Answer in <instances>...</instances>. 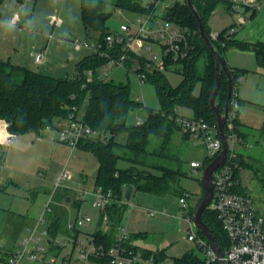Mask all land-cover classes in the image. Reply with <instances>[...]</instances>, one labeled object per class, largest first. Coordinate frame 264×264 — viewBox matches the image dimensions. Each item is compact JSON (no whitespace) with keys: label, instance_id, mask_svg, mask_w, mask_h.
<instances>
[{"label":"trees","instance_id":"16d2710c","mask_svg":"<svg viewBox=\"0 0 264 264\" xmlns=\"http://www.w3.org/2000/svg\"><path fill=\"white\" fill-rule=\"evenodd\" d=\"M192 1L202 17L209 36L212 31L209 19L214 11L220 7L232 10L229 0ZM107 5L106 0H80L81 19L87 39L103 40L105 35L111 32L107 25L111 12L107 10ZM114 5L116 8L137 13L151 11V8L140 0H116ZM167 17L191 32L190 40L194 48L184 59L173 61L169 56L164 58L166 66L178 64L182 67L184 77L177 87L170 84L164 73L158 70L153 73L146 70V62L140 59L141 65L147 73L146 79L151 80L159 95V108L147 107L143 102L135 99L132 96L130 83L116 82L102 76L100 68L107 62V59L93 53L77 62V75L73 78L56 77L0 58V119L6 121L9 132L19 135L38 132L47 126L55 127L57 126L54 124L55 118H58V121L67 120L72 113L92 128V133L81 137L76 148L96 157L99 165L94 185L107 191L111 190L113 194L111 203L101 211L96 230L92 234L95 241L98 244H103L106 250L117 241L123 216L122 211L125 206L123 201L125 184H132L134 190L155 195H165L172 190L178 192L179 196L188 192L179 188V180L186 174L180 168L171 167L164 162L172 158V155L167 152V148L177 130L182 131L185 138L191 137V133L184 130L176 120L179 115L177 108L179 106L189 107L193 110V117L203 118L211 127L215 128L216 134L219 133L217 115L209 104L215 86L216 61L214 53L201 39L198 20L185 0H175L167 11ZM232 27L234 25L222 29L218 39L212 40L216 49L224 58L227 50L232 47L240 50H252L258 64L264 68V42L239 40L235 37L236 32L231 33ZM115 54L117 55L116 52ZM201 56L205 58L202 74L198 72V61ZM126 64L131 66V62L128 60ZM227 69L232 78L231 99L236 98L240 105L241 100L237 92L240 84L239 79L247 74L249 69H237L228 64ZM89 70H92L91 80L88 79L87 72ZM198 82L201 83V92L199 95H195L193 90ZM227 94V76L223 73L218 94V104L222 110H224ZM141 107L146 108V118L141 123H129L130 113ZM83 109L84 111H82ZM225 129L227 135L234 132L243 140L246 138L244 124L239 120L238 112L232 121H227ZM262 129L264 130V125ZM120 134L126 135L125 141L118 140ZM214 158L205 157L204 167ZM120 160L127 161L128 166H119ZM236 162L237 168H240L245 163L244 156L238 154ZM234 177L238 182L235 191L249 195L247 190L241 186L237 169L234 170ZM202 198L203 196L198 204ZM81 203V199H76V206L79 207ZM58 211L55 204L51 205V210L48 212V231L52 239L51 242L60 234V225L64 218ZM105 216H107L111 231L103 230ZM18 217L22 221L17 223L13 232L16 237L25 224V215L18 214ZM203 218L222 251H225L229 247L230 241L217 218L216 211L208 207L203 213ZM198 232L203 238H206L200 230ZM79 233L78 229L74 232L75 236ZM145 235L144 233L129 235L126 245L134 250H141L145 257H151L153 264L166 261V248L153 250L133 243L134 239ZM16 237H14L15 241ZM5 247L6 251L0 252V264L5 262L7 256L15 250L9 245ZM54 248L57 249L55 254L58 255L61 247L51 245L49 250L52 251ZM105 260L107 257L102 258V261ZM172 261L173 264H219L218 261L208 263L197 250H190L180 257L173 258Z\"/></svg>","mask_w":264,"mask_h":264},{"label":"rangeland","instance_id":"374dc122","mask_svg":"<svg viewBox=\"0 0 264 264\" xmlns=\"http://www.w3.org/2000/svg\"><path fill=\"white\" fill-rule=\"evenodd\" d=\"M106 1L108 2L107 10L111 12L107 21L111 32H121L122 24L133 25L138 14H141L116 8L114 5L116 0ZM140 1L147 4L152 0ZM164 2L174 4L171 0H164ZM7 3L10 4L9 10L6 13L3 11L0 16V58L37 71L52 73L51 75L56 77H75L77 62L91 53L86 48L76 52L73 46V41H86L87 39L81 19L80 0H27L22 8L15 6L14 0H7ZM245 9L248 8H242L239 11ZM14 10L19 12L22 21L13 22ZM52 17L55 19L62 17V21L66 18V21L62 27L60 25L53 27L49 24ZM227 21L220 13H217L210 17L209 25L212 31H221L219 29H222ZM46 46L48 47L47 63H36L33 52ZM133 54L143 62L152 64L149 72L153 73L158 70L164 73L173 87H177L183 80L181 65L166 66L164 64L161 41L138 40L134 43ZM73 55L75 58H72ZM257 65L258 70H251V75H264V68L256 61L253 66ZM204 66L205 58L201 56L198 61L200 74L203 73ZM127 69L126 66L109 65L106 70L107 79L130 83L132 96L135 99L140 100L147 107L159 108V95L151 80L146 79L144 83H140L137 74ZM261 79L260 92L253 97L261 103L241 102L239 105V120L246 124L244 125L246 138L244 142L238 143L235 149L245 159V163L240 168H236L241 186L252 196L257 210L264 213V130L262 129L264 125V77ZM239 81L243 83L242 78ZM245 85L247 87L245 90H239L241 99L249 96L248 94L255 89L253 84ZM200 92L201 83L198 82L193 93L199 95ZM177 112L185 117L194 116L193 110L189 107L179 106ZM145 118L146 108L141 107L130 113L128 122L135 124L138 120L143 121ZM60 121L63 125L67 122L64 119ZM56 122L58 118L54 119V124ZM50 133L47 129L42 131L41 134L45 138L44 143L35 141L34 132L16 135L17 141L24 139V143L28 142L29 145H23L21 142V145L11 151L9 147H4L5 154L0 163V241L4 245L7 239L15 240L16 236L13 232L17 223L22 221L18 214L25 215V224L16 237V241L21 243L28 233V226L41 216L51 198V205L56 204V194L52 195L51 192L57 178L62 173L71 174V178L63 179V184L66 186L71 184L76 189L75 193L81 190L91 191L94 187L95 174L99 165L96 157L78 148L72 150L68 143L57 138L58 132L56 133V148L53 147L54 142L48 145L47 140L53 141ZM118 140L125 141L126 135L120 134ZM167 152L172 155V158L164 162L171 167L180 168L186 174L180 178L179 188L190 193L189 202L192 213H195L197 197L202 194L203 186L201 171L196 175L190 163L192 160L203 162L206 157V144L201 139L195 142L193 137L185 138L183 132L177 130ZM118 164L121 167L128 166V162L124 160H120ZM58 194L67 195V192L58 191ZM88 200L89 202H84L81 212L90 216L91 220L85 224L84 229L92 233L99 222L100 211L92 204V195L88 194ZM132 204L134 207L130 212L128 209L132 208ZM72 213H77V209L72 210ZM122 213L121 226L126 228L129 235L140 233L148 235L145 238L134 239L135 245L154 249L166 248V261L180 257L190 250H197L200 255H203L195 243L187 237L189 224L183 217L184 210L179 203V193L175 190L165 195H155L135 189L131 199L125 202ZM103 230L111 231L110 224H103ZM69 249L70 243L67 247H62L58 255L55 254L57 249L54 248L48 252L47 256L50 258L56 255L57 261H60Z\"/></svg>","mask_w":264,"mask_h":264},{"label":"built area","instance_id":"2783aa9c","mask_svg":"<svg viewBox=\"0 0 264 264\" xmlns=\"http://www.w3.org/2000/svg\"><path fill=\"white\" fill-rule=\"evenodd\" d=\"M174 3L175 0H171ZM232 10L239 12L240 9L248 8L251 11L259 12L264 7V0H229ZM151 8L148 13L138 14L133 25L122 24L121 32H110L105 35L103 40L73 41L75 50L89 49L91 53L107 59V62L100 68L101 75L107 77L109 65L126 66L128 71L137 74L140 83H144L147 78L146 70H150L152 64L146 62V70L141 65V60L133 54L134 43L138 40L161 41L163 59L169 56L173 61L186 58L194 48L190 40L191 32L167 17V11L171 3L164 0H152L145 4ZM15 22V18H13ZM50 24L53 26L61 25L59 18H51ZM231 33L237 31V27L231 28ZM220 31H211V40L218 39ZM52 35H50L51 37ZM48 47H43L34 52L36 63L42 64L45 61ZM117 53V55L115 54ZM120 52V55H118ZM133 56L140 60L139 64L131 62V66L126 64L127 57ZM103 70V72H102ZM88 79H92V70L87 72ZM239 110V102L236 98L230 99L228 121H232ZM178 124L186 131L191 133L194 141L201 139L206 144V158L216 157L222 149V141L219 133L216 134L214 127H211L203 118L176 117ZM142 120H138L141 123ZM59 140L68 143L73 149L77 147L81 137L92 133V128L84 123L80 117H75L74 113L67 119V122L58 123ZM218 128V126H217ZM230 142V153L225 164L219 167L213 176L214 193L209 204V208L216 211L217 218L226 232L230 244L222 251L220 256L213 244L199 234V230L194 222V214L191 213L189 202L190 193L185 192L179 196V203L184 210V218L188 222L187 237L194 242L197 249L202 253L206 261H223L225 264H264V213L255 207L254 200L250 195L240 194L235 191L237 180L234 177V170L237 168L236 145L244 142L236 133L228 135ZM15 141V134L9 132L6 143L12 144ZM196 175L204 171V163L201 161H191ZM201 168V170H200ZM71 174L64 172L57 178L53 193L61 188L76 190L71 185H64L63 179L70 178ZM77 199H86L88 194L92 195V204L100 211L106 209L111 203L113 194L111 190H105L100 186H94L91 191H79ZM124 202H128L125 198ZM52 198L46 205L45 212L28 228V233L23 237L20 246L9 254L6 261L1 264H19L24 259L31 261H45L50 264H153V259L145 257L141 250L129 248L126 243L129 234L126 228L120 226L116 243L108 250L103 244H98L93 235L83 233L82 228L91 220L88 214H79L73 221L69 222L68 227L72 233L63 237L53 239L48 231L47 213L51 210ZM134 205L132 204L133 209ZM105 216L104 224H107ZM109 224V223H108ZM106 227V226H105ZM78 229L80 233L75 236L74 232ZM107 231V230H105ZM122 231V232H121ZM52 243V244H51ZM67 252L60 261L56 255L47 256L51 245L55 247H67ZM6 247L0 241V252H5ZM107 260L102 261V258ZM160 264H173L172 260L163 261Z\"/></svg>","mask_w":264,"mask_h":264},{"label":"crops","instance_id":"0c3cea01","mask_svg":"<svg viewBox=\"0 0 264 264\" xmlns=\"http://www.w3.org/2000/svg\"><path fill=\"white\" fill-rule=\"evenodd\" d=\"M25 1H27V0H14L15 6H18V8H22L25 5ZM9 7H10V4L7 3V0H0V16H1L3 11L6 13V11L9 10ZM1 9H3V10H1ZM217 13H220L222 18H225L226 21L228 20L227 24L222 29H224V28H226V27H228L230 25H234V26L237 27V31H236V35H235V37L237 39L242 40L244 42H256V41H263L264 42V7L259 12H255V13L253 11L249 10V9H245V10H242V11H239V12H234L232 10H229V9L225 8V7H220V8H217L214 11L212 16L216 15ZM9 15H10V12H9ZM9 15L6 14V16H9ZM13 18H15V22H17L18 20L22 21L21 15L16 10H14V16H12V19ZM59 19H61L60 27H62L64 25L65 21H66V18H65L64 21H62V17H60ZM29 22L31 23L32 21H29ZM47 27H48V25H47ZM241 28H243L242 32H240ZM222 29H219V30H222ZM239 35H240V37H239ZM55 45H56V43H55ZM79 51L80 50H76V52H79ZM72 58H75V56L73 55ZM47 59H48V57L45 58V61H44L43 64L47 63ZM225 59H226L227 64L229 66L233 67V68L249 69V72L247 74L241 76V78L243 80V83L239 84V88H238V91H237L239 99L241 100V102H246V103H250V104L251 103H253V104L254 103H257V104L261 103V102H258V100H255V98H253L255 94H257V93L259 94V92H260V82L262 80L261 78L264 77V75H261V76L251 75V73H252L251 70H258V65L256 67L253 66L255 64V62L257 61L254 52L252 50H240L238 48L232 47V48L228 49L227 52L225 53ZM253 72H255V71H253ZM49 74H52V73H49ZM256 78H258V79H256ZM248 83L249 84H253L255 89L253 88L254 91L250 92L248 94L249 96H244V98L242 97V99H241V97H240L241 95L239 93V90L240 89H244L245 90L247 88L245 84H248ZM241 102H240V104H241ZM65 121H67V120H65ZM61 122L62 121L56 122L57 126H55V127L47 126L46 128H43L42 130H40L38 132H34L36 134L35 137H34L35 141H37L39 143L40 142L44 143L45 142V138L42 136L41 133H42V131L44 129H47L48 131L51 132L50 133V137L53 139V141L47 140L49 142L48 145H50L51 142H54L52 144H53V147L56 148V143H55L56 142V133L59 131L58 123H61ZM243 124L246 125L245 123H243ZM29 133H32V132H29ZM8 134H9L8 124L6 123L5 120H1L0 119V163L2 162L3 156L5 154V150H4L5 146L9 147V149L11 151L13 148H16L17 146L21 145V142H23V145H29V144H27L28 142L24 143V139H22L23 141L22 140L17 141L16 138H15L14 143H12V144L6 143V138H7ZM25 134H28V133H25ZM19 135H23V134H19ZM15 137H16V135H15ZM57 138L59 139V132H58ZM33 145H34V143H33ZM75 149L72 148V150H75ZM192 161H197V160H192ZM190 165H191V163H190ZM69 185H71V184H69ZM53 189H54V187H53ZM53 189H52L51 193H53ZM64 189L68 190L67 191L68 192L67 195H58V191H65ZM58 191H55V193H54V194H57L56 205H57V208L59 209L58 212L62 213V215L64 217L62 222H61V225H60V229H61L60 230V234L58 235V237L61 238L63 236L70 235L72 233L71 229L68 227L69 222L73 221L74 218H76V216L79 215L80 213L82 214L81 209H82V207L84 205V202H89V200H88V197L86 199H81L82 203L78 207V206H76L77 205L76 204V199L79 196L78 193H75L73 190H70L68 188H61ZM203 193H204V191H202V194ZM202 194L197 197L196 206H197L198 201H199L200 197L202 196ZM190 197H191V195H190ZM190 197H189V199H190ZM75 208L77 209V213H72V210H74ZM45 209H46V207H45ZM45 209H44L43 213L45 212ZM100 213H101V211H100ZM42 214H41V216H42ZM48 214L49 213H47V217H48ZM37 220H35V222L30 224L28 226V228L30 226L34 225ZM82 231H83V233L84 232L87 233L86 236L93 234V232L92 233H88L84 229V227L82 228ZM147 236L148 235L146 234L144 236V238L147 237ZM6 245H9L13 249H17L20 246V243L15 241V240L7 239L6 240ZM143 248H148V249H153L154 250V248L148 247V246L147 247H143ZM155 249H164V248H158L157 247ZM19 264H50V263L45 262V261H31L29 259H24Z\"/></svg>","mask_w":264,"mask_h":264},{"label":"water","instance_id":"95a60500","mask_svg":"<svg viewBox=\"0 0 264 264\" xmlns=\"http://www.w3.org/2000/svg\"><path fill=\"white\" fill-rule=\"evenodd\" d=\"M188 7L191 9L193 14L198 20L199 23V33L202 40L205 41L208 48L213 51L215 56V86L213 89V92L210 97L209 104L211 108L214 110V112L217 115V126L219 131V137L222 141V149L220 153L204 168L203 174H202V186H203V198L198 204L195 213H194V222L198 230L202 232V234L213 244V246L218 251L219 255L222 256L223 252L219 244L217 243L214 235L212 234V231L210 227L206 224L203 218L204 211L209 207V204L211 203L213 193H214V183H213V176L215 171L223 166L229 156L230 153V142L228 139V135L226 133V123L228 121V113H229V104L230 99L232 96V78L231 75L227 69V62L226 59L223 57L222 54L216 49L214 43L212 42L210 36L207 34L205 30V26L202 20V17L194 5L192 0H185ZM127 60L134 63L139 64L140 60L137 58H134L133 56H128ZM225 74L227 76V82H228V94L226 101L224 103V110L220 107L218 104V94L221 87V80H222V74ZM241 162V160H240ZM134 190V186L132 184H125L124 185V198L129 201L132 197ZM219 264H225L223 261H220Z\"/></svg>","mask_w":264,"mask_h":264}]
</instances>
